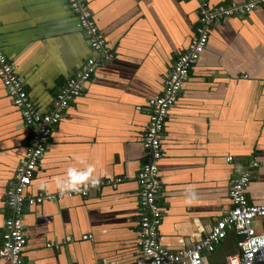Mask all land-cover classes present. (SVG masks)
<instances>
[{"label": "crops", "instance_id": "1", "mask_svg": "<svg viewBox=\"0 0 264 264\" xmlns=\"http://www.w3.org/2000/svg\"><path fill=\"white\" fill-rule=\"evenodd\" d=\"M88 3L113 55L101 59L47 139L29 191L51 197L24 210L23 264H132L146 100L161 91L197 20L195 0ZM0 46L41 112L93 54L65 0H0ZM29 133L0 80V229L9 213L3 194L15 180ZM163 135L162 244L179 249L203 237L228 206L230 180L253 159L257 164L245 193L251 202H264V6L211 26ZM87 165L94 169L90 179H125L114 187L90 188L84 197L57 189L56 178L69 167ZM88 234L91 238L83 237Z\"/></svg>", "mask_w": 264, "mask_h": 264}, {"label": "built area", "instance_id": "2", "mask_svg": "<svg viewBox=\"0 0 264 264\" xmlns=\"http://www.w3.org/2000/svg\"><path fill=\"white\" fill-rule=\"evenodd\" d=\"M195 1L197 20L193 25L190 39L185 49L173 59L163 79L161 91L146 100L148 119L140 135L143 159L135 175L138 184V217L135 222L137 254L132 264H209V255L230 232L236 237V253L226 256L224 263L221 264H252L264 261V202H251L245 193L257 164L255 159L246 162L239 174L230 180L227 190L228 206L203 237L179 249H171L160 241L158 228L163 213L158 202L162 189L158 162L164 155L161 143L169 110L193 65L205 50L211 26L230 17L245 16L253 9L264 6V0H244L230 5L211 4L208 0ZM65 2L75 16L76 25L85 35L93 54L86 57L59 85L47 111H39L31 100L16 71L15 62L0 46V80L30 131L29 139L24 146V156L15 170V180L3 194L9 213L5 216L0 229L2 264H23L21 253L26 244L24 210L51 197L46 191H38L35 194L29 191L35 167L44 154L49 135L59 122L63 110L73 98L83 92L101 59L113 55L107 48L105 37L93 16L88 0ZM226 159L230 161L232 157L227 156ZM124 179L122 176L97 178L96 184L89 182L81 187L80 191H69L67 195L88 196L90 188L100 190L104 186L114 187ZM83 237L91 238V234Z\"/></svg>", "mask_w": 264, "mask_h": 264}, {"label": "clouds", "instance_id": "3", "mask_svg": "<svg viewBox=\"0 0 264 264\" xmlns=\"http://www.w3.org/2000/svg\"><path fill=\"white\" fill-rule=\"evenodd\" d=\"M75 159H77L80 163H84V160L80 157H75ZM93 171L94 169L91 165H87L83 169L69 167L64 176L56 178V187L62 192L80 191L86 181L91 184H96L98 182L95 178L90 179Z\"/></svg>", "mask_w": 264, "mask_h": 264}, {"label": "water", "instance_id": "4", "mask_svg": "<svg viewBox=\"0 0 264 264\" xmlns=\"http://www.w3.org/2000/svg\"><path fill=\"white\" fill-rule=\"evenodd\" d=\"M236 249V237L230 232L228 236L217 245L214 252L209 255V264L224 263L226 256L235 254ZM252 264H264V261H257Z\"/></svg>", "mask_w": 264, "mask_h": 264}]
</instances>
